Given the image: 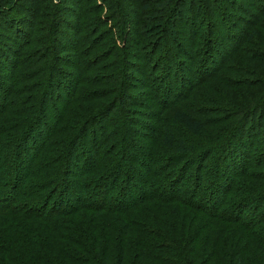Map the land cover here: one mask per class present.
<instances>
[{"label":"trees","instance_id":"16d2710c","mask_svg":"<svg viewBox=\"0 0 264 264\" xmlns=\"http://www.w3.org/2000/svg\"><path fill=\"white\" fill-rule=\"evenodd\" d=\"M136 1L0 0V264H264V152L254 165L246 160L242 169L218 170L236 126L230 121L238 117L241 131L253 133L264 119V97L234 99L235 108H241H229L222 120L207 119L218 115L220 106L212 102L213 111L206 106L209 91L212 97L221 94L216 88L222 71L264 70V3L248 5L254 11L248 17L256 18L253 30L247 38L241 35L245 29L228 34L223 46L230 48L222 46L216 62L210 38H218L215 33L206 31L199 47L200 30H190L186 49L168 37L167 26L187 21L191 28L199 22L201 9L194 10V0L187 16L178 12L184 0ZM164 39L190 61L188 79L171 65L174 57L158 56ZM128 43L134 51L129 56ZM255 45L258 52L250 53ZM139 65L146 97L156 102L148 149L175 148L177 153L169 165L140 161L146 175L135 166L126 173L117 170L128 158L126 137H118L123 144L117 148L111 126L97 122L108 123L125 77ZM167 74L178 80L174 93L170 85L176 83L168 80L167 85ZM233 85L225 87L230 99L234 89L249 86L243 81ZM112 95H117L115 101L104 102ZM187 101L199 105L194 112L204 118L182 108L171 112L170 126L161 124L165 108ZM122 119L129 122L124 114ZM213 119L230 122L218 138L225 150L215 154V149L214 156L202 150L201 166L184 174L180 156L196 145L176 143L172 127L197 139ZM97 123L104 135L100 142L92 131L89 147H80L78 139ZM250 142L248 148H253ZM149 164L156 165L154 173ZM253 167L262 173L247 174ZM202 173L210 179L204 186ZM245 179L262 183L252 190L253 204L237 193Z\"/></svg>","mask_w":264,"mask_h":264},{"label":"rangeland","instance_id":"374dc122","mask_svg":"<svg viewBox=\"0 0 264 264\" xmlns=\"http://www.w3.org/2000/svg\"><path fill=\"white\" fill-rule=\"evenodd\" d=\"M135 3H137L136 0H134ZM190 0H184L181 3V9H178L179 12V16H183L185 14V16H187L186 11L188 10V5H190L189 3ZM197 3V6L195 7L194 10H196L197 8L200 7L201 9V15L197 16L196 20L199 21L197 22L194 26H192L191 28H189V24L190 22H183L180 25H173L171 27L167 26V34L168 37H171L177 44L180 43L182 48L186 49L188 46V40L191 39V37L189 36L190 30L196 28V30H200V38L199 40L196 42L197 46H202V39L204 37V34L206 31H209L210 33H215V35H218V38L221 37L220 34H224V38H220V40H218V38H214L212 37V34L210 36V38H213V44H214V51L218 50L217 53L214 55V51H211V53L213 54L214 57L218 56V58H215V61L218 62L219 61V51L221 50L223 44H225L227 42L226 36L228 34L234 33L235 34H239L242 33L243 30L245 29V31L241 34H246L244 38H247L249 33L251 32V30H253V24L256 20V18L253 17H248L249 14H251L252 12L254 13V11H250L248 5H252V4H260V3H264V0H194ZM180 2V0H179ZM178 2V3H179ZM203 2V3H201ZM177 4V3H176ZM175 4V7H176ZM183 4V5H182ZM246 10V13H243L242 11ZM232 10V11H231ZM250 11V12H248ZM122 13H124L122 11ZM178 17V16H177ZM175 17V20L176 18ZM262 22H264V17ZM252 26V27H251ZM203 29V32L201 31V28ZM129 29H127V37L130 39L131 38V27L128 26ZM170 28V29H169ZM213 29V30H210ZM24 30V29H23ZM126 30V29H125ZM124 30V31H125ZM60 33H62L64 35V37H66V35L64 34L63 29L60 28ZM59 34V33H58ZM56 34V36H54V38H56L57 40L60 38V35ZM220 35V36H219ZM61 38H63V36L61 35ZM70 39V38H68ZM235 39V37H234ZM232 40V39H230ZM70 40H66L63 41V43H65V45H67L66 42H69ZM171 40L169 39H164L162 41V45H160L159 49H158V56H164L165 53L169 54V57H174L173 62L171 63V65L174 67V69L176 71H178L181 76H185V78H189V74H188V70H186V68H191V64L190 61H187V58L183 55H181L179 52H177L175 50V45H173L172 43H170ZM166 42V43H165ZM111 44V43H108ZM70 45V43H68V46ZM130 44L128 43V50L126 52H128V56L133 54L134 51L132 49H130ZM223 50L224 49H228L230 48L229 45L227 46H223ZM250 49L253 48V50L255 52H250V53H257L259 50L258 45L251 47H248ZM141 52H144V50L142 48H140ZM69 56V54L65 55L64 57ZM141 57H143V59H145L144 55H141ZM133 58H130L129 60H132ZM174 63H182L183 67H185V69L182 66H179L180 68L183 69H179V67L174 64ZM229 65V63H228ZM227 65V66H228ZM141 65H139V67L134 71V70H128V75L127 77H125V82L126 84L122 86V91H120V97L117 98V108L115 109V111L111 112V116L109 118L108 123L104 122V121H97V122H102V124H104L106 127H110L109 129V133L113 134V142H115L114 146H116L118 148V146H120L121 143L120 141L117 143L118 137L121 136L122 134L125 135L126 137V141H127V145H125L126 148V152H128V158L126 160H124V162H120V164L116 165L117 166V170L121 171L123 173H126L129 168L132 169V167H137L140 168V172H142L143 174H147L145 171H143L139 165V162L142 160H150L151 164H156L158 166H162V165H169V163L172 161V158H175V154H177L175 152V148L173 149H165V148H152V149H148V147L150 146L149 144V140L152 138L151 136V132L148 128V125L151 127L155 126V120L153 119V117L155 116L153 114L154 109H155V103L153 101H150L149 99H147L146 95L148 94V91L144 90V83H143V77H141L142 70H140ZM196 65H194L193 67H195ZM142 69V68H141ZM163 73V72H162ZM221 73H223V76L221 77V81H219V88H216L218 91L221 92V94L216 95V93L214 94V97L210 96L211 91H209V95L208 98H210L211 103L206 104V106H209V108L211 109V111H213L215 109V106L211 105L212 102H215V104L217 106L221 107V112L218 115H210L207 117V119L211 118V117H217L216 119L218 120H222V116L225 115V113L231 112L232 109L236 110L238 108H241V106L235 108V106L233 104L235 101H233L236 98H239V102H243L245 101L247 98L249 100H252L253 98H257V96L260 97H264V70H262L259 74H254L252 72L248 73V74H244V73H230V72H226V71H222ZM109 73H106V75ZM161 74V73H158ZM202 74V73H201ZM170 77L167 75H165V82H168V80L173 81L176 83L175 80H177L174 75H172V77L169 79ZM178 81V80H177ZM237 81H243V83L245 85H249L246 88H238V89H234V91H232L233 95H231V99L229 98L228 94H229V90H226L225 87H231L234 86L233 83L237 82ZM209 84V83H208ZM218 84V82L216 83ZM215 84V85H216ZM169 85V82L168 84ZM175 86L178 87V84H172L170 85V91L172 93L175 92ZM169 91V92H170ZM122 94V95H121ZM125 94V95H123ZM153 96V95H152ZM117 95H112L109 99L105 100L104 102H109L111 101H115L116 100ZM262 100V99H260ZM123 101V105H120V102ZM233 103V104H232ZM176 103L174 104L172 107L170 106L169 108H165V110L162 112V119H166V122L163 121L164 126H170L169 122H167V118H169L171 112L173 110L176 109H185L187 110L190 114H192L193 116L196 117H200V118H204L201 117L197 114H195L194 110H198L200 107L199 105L195 104V103ZM240 104V103H239ZM259 104V102L257 103ZM232 108V109H229ZM168 110V111H167ZM143 113H145V115H143ZM110 114V112H108V115ZM124 114V117L127 116V118L129 119V122L124 121L122 119V115ZM256 114V113H255ZM98 117L94 118L97 119ZM119 118H121V121H119ZM213 119L212 120V124L209 125L208 127H205V132L206 134H204L202 137L200 138H193L191 136H189V134L182 128V127H172L173 128V134L176 140V143L179 141H186L188 143H194L196 145V148L194 151H192L191 153L188 154H184L180 156V164L183 163L181 168H184V174H188V173H195L196 169L201 166V160L200 162H198L199 160V152H201L202 150H206L205 152L209 153V155L214 156L216 154L217 151H224L225 149L222 147V145H218V138L222 137L221 133H223V129L224 127L229 126L230 122H232L233 124H236V126L234 127V131L232 134V137L229 139V141H227V143H225V147L227 149V152H223L224 157H220L222 158L219 162V168L218 170H223L224 168L227 169L232 172L233 168L234 169H242L244 168L245 164H246V160L248 161L249 164L252 163V165H254V162H256L259 159L260 154H262L264 152V119H262V123H258L260 124L259 127H255V130L253 131V133L249 134V132H251V130H249V132H246L247 130H244L243 132L241 131V128L243 126L238 124V117H236L235 120L230 121L229 123H224V124H219L216 120ZM211 122V121H210ZM99 123L93 125L90 127V134L87 135H83L80 137V139H78V143L81 144L80 147H84V148H88L90 145V140H91V132L94 131L95 135L93 136V138H95V140L97 142H100V140L102 139L103 133L99 130L100 126ZM251 123H253V125L255 124L253 121L250 122V124H248L246 126V128L248 129L251 126ZM142 124H145V126H143ZM160 124V123H159ZM239 125V127H238ZM102 126V125H101ZM245 128V129H246ZM251 128V127H250ZM240 130V131H239ZM204 132V133H205ZM242 134V137L240 138ZM251 140L254 141L255 146L253 148H248L250 143L252 145V143L250 142ZM152 146V145H151ZM216 149V150H215ZM117 150V149H116ZM209 150V151H208ZM215 150V154L214 151ZM9 155V154H8ZM148 156V157H147ZM261 157V156H260ZM78 158L82 159V156L79 155ZM13 161V156L9 158L8 163H11ZM233 162V163H231ZM235 162V163H234ZM82 162L79 163L78 168L80 169L82 164ZM92 163V162H91ZM151 164H149V166H152ZM229 164H234L232 165V167L230 168ZM155 166H152V171L154 173V169ZM212 167V164L209 166V168ZM188 169V170H187ZM4 170V168H3ZM226 170V171H228ZM262 169L259 168H249L247 170V174H261ZM228 171V172H229ZM264 171V170H263ZM132 174V173H131ZM205 174V173H204ZM202 173L201 178L203 180V183L201 184L202 186H204V184H207V181H209V177H207V175H204ZM134 175V174H133ZM132 175V176H133ZM135 176V175H134ZM229 176V175H228ZM188 177V175H187ZM4 178L7 182L6 179V175H4ZM229 179V178H228ZM154 181V178H153ZM165 178H164V181ZM248 183L250 185L249 188L245 187V184ZM262 183H259L257 180L251 181V183L245 179V181L242 183V187L238 190V194L241 195L242 197H245L246 199H250V201L253 202L254 197H256L255 195L252 196L253 189H258L259 186H261ZM264 184V182H263ZM190 187V185L188 186V188ZM257 187V188H254ZM205 187L203 189H200L199 192L204 191ZM166 192V190H162L160 191V193H164ZM69 194V193H67ZM70 197V195H68ZM87 197V196H86ZM92 200H94L93 198H91ZM78 202L76 200H74V203ZM115 202V201H113ZM184 238H186L187 241H191V239L188 236H185ZM192 240L195 238L194 236L191 237ZM176 240V239H175ZM128 244V243H127ZM179 253L180 250L176 249ZM129 253V251H128ZM181 254V253H180ZM133 255H129L127 257V262L130 263V259Z\"/></svg>","mask_w":264,"mask_h":264}]
</instances>
